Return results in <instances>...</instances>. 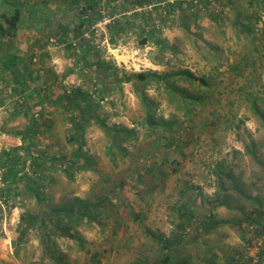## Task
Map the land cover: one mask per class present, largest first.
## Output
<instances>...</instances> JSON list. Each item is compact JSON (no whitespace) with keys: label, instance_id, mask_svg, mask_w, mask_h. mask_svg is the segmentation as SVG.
Here are the masks:
<instances>
[{"label":"rangeland","instance_id":"obj_1","mask_svg":"<svg viewBox=\"0 0 264 264\" xmlns=\"http://www.w3.org/2000/svg\"><path fill=\"white\" fill-rule=\"evenodd\" d=\"M36 1L39 10L31 22L24 14L28 22H22L13 39L36 77L32 88L89 93L101 117L131 129L136 138L125 144L128 155L118 154L115 163L104 131L89 126L83 140L93 166L80 170L70 155L73 146L66 140L68 116L47 101L46 124L32 137L41 167L34 171L36 176L30 172L28 177L30 184L38 177L44 203L21 183L17 206L7 211L2 205L0 264H159V258L169 254L173 261L187 256L190 264L208 260L264 264V231L260 229L264 217L254 221L264 210V119L254 106L256 102L264 114V3L251 6L249 0H232V6L228 0H184L185 8L168 14L166 1L122 11V1L100 0L99 13L93 12L94 25L88 31L83 28L85 38L110 60L99 70L76 66L72 51L53 36L56 26L45 24L53 17L55 25L68 20L71 39L78 25L74 18L82 14L73 18L60 13L64 4L58 0H20ZM133 1L123 3L124 7L133 9ZM7 7L8 2L0 0V12L8 11ZM145 13L156 21L147 25V32L155 26L160 33L140 44ZM219 15L220 23L215 20ZM238 17L241 23H249L248 31L235 26ZM114 18H122L119 25L127 29L116 44L107 30ZM42 26L38 32L36 28ZM158 35L164 42L155 38ZM179 69H190L206 82L172 77L170 83L183 91L171 100L154 78L145 86L138 83L139 89L124 79L142 71L165 74ZM11 78L7 74L6 82L0 83V152L21 147L23 139L29 141L25 133L38 101L28 93L27 100L17 105V98L8 95L27 87H18ZM143 94L151 100L158 121L150 129L144 123ZM181 99L187 100V108L179 107ZM191 110L197 114L193 123L185 114ZM173 138L180 145L165 144ZM19 153L23 154L21 148ZM28 168L30 162L25 173ZM76 199L89 203L81 218L68 217L64 211L44 214L62 207L80 211L82 204ZM27 209L41 218L19 241L24 226L21 212ZM211 216L217 221L212 225L208 223ZM162 236L171 244L168 249L159 248L156 237Z\"/></svg>","mask_w":264,"mask_h":264},{"label":"trees","instance_id":"obj_2","mask_svg":"<svg viewBox=\"0 0 264 264\" xmlns=\"http://www.w3.org/2000/svg\"><path fill=\"white\" fill-rule=\"evenodd\" d=\"M5 2H8L9 7L8 11H1L0 12V20H3V23H0V83L4 84L6 82L5 75L9 74L12 78L10 79L11 82H15L20 86V84L27 87V89L19 90L14 89L15 93H11L8 96L11 98H17V105L19 101L23 103V99L27 100V97L30 95H35L37 98V102H34L33 105V118L34 120L31 121V124H29L27 133H25V136L29 140L28 142H25L26 139H23V144L21 147L18 148H12L11 150H3L0 152V209H2V205L5 204L7 211L12 210L17 205L16 199L18 198L19 194H21L22 190L20 188V184L23 183L25 188L31 189V191L34 192L35 197L37 198V201L39 203H44L43 199L40 197V191L38 189V177L36 178L35 182L29 183V175L30 172H33L36 176L35 170H38L37 167H41L38 160L39 152H35L32 150V137H34L35 134L39 133L41 124H46L43 121L44 118V111L46 107V102L49 101L53 106L55 107H61L63 112L68 116V121L70 122V126L66 128V140L69 144L73 146V149L70 153L71 157L74 159V162L79 165L80 170H88L91 169L93 166L92 162V156L90 153L85 149L84 144V137L87 133V129L89 126L96 125L99 128H101L109 140V146L108 149L111 154L112 160L117 163V156L118 154L121 157H126L128 155V149L126 148L125 144L131 141L132 139L136 138L135 132H133L131 129L126 127H118L115 124H112L108 121H106L105 118L101 117L97 113V105L93 103V99L91 98L89 93H84L82 91H72L67 90L66 88L64 91L60 94L56 93L55 91H50L48 88L44 87H33L31 86L32 82H34V78L32 77V69L30 66V63L27 59H22L19 51L17 49V45L13 44V39L17 36V32L22 25V22H31L33 15H35L39 10L40 6L37 4L38 1L34 3H23L20 2V0H4ZM48 1V0H46ZM122 3L120 4V9L122 11H134L136 8H145L149 5H155L159 4L161 2L166 1L165 6L167 7L168 14H174L176 13L177 8H185L184 6V0H177V2H171L170 0H134L132 2L133 9H127V6L124 7L123 3L127 2L128 0H120ZM204 1V0H200ZM208 1V0H207ZM57 2L64 4V7L60 10V13L63 14H69L72 15L73 18L76 16V14H82L81 17L74 18L75 22H78V25L75 27L72 34V38L70 39V33L67 31L68 26V20H58L57 25L53 23L54 17L45 21V24L48 26V24H54L55 31L53 32V36L58 39V41L65 43L69 50L72 51V54L75 56V65L81 66V67H93L101 70L103 66H107L110 62L109 59H107L101 50H98L95 45H93L92 41L90 39L85 38V30H87V27L93 26L94 22L97 20L93 12L99 13V6H100V0H58ZM228 2H232V0H228ZM259 3V4H258ZM264 3V0H249V5H260L262 6ZM233 6V4L231 3ZM177 6V7H176ZM114 8L115 5H112ZM56 11H59V8H55ZM29 16L28 21L24 20L25 15ZM239 15V14H238ZM65 17V15H62V18ZM145 18V24L141 26V37L139 39L140 44H146L147 41L150 40V37L156 34L157 32L160 33V30L158 28H155V26L147 32V25L151 24L150 22H153L156 24V21L154 20V17L151 16V14L145 13L143 16ZM153 17V18H152ZM240 17L236 19V25L243 30H249V23L243 24L241 23V20H239ZM241 19V18H240ZM246 19L250 22H252L251 17H246ZM123 19L120 18H114L111 20V23L108 25V33L109 37L112 43H117L120 41V38L123 34L122 32H127V29L124 26H120V21ZM216 22L220 23L221 18L220 15L218 17H215ZM239 20V21H238ZM72 21V18H71ZM31 25V23H28ZM38 29V32H41L43 29V26ZM94 34V32L92 33ZM155 38L161 39L160 35L155 36ZM79 40V44L77 45L75 42ZM161 41L164 42L163 39ZM163 47V46H162ZM103 55H102V54ZM108 70V69H107ZM105 70L104 72H106ZM112 71H115L116 68ZM103 72V73H104ZM105 76H108L110 73H104ZM185 76L183 78H188L187 80L189 82H193L194 80H202L206 82L203 78L198 77L193 71L190 69H179L176 71H170L165 74H160L157 71H142L139 73H132L130 75H125L124 79L127 82L135 83V88L139 89V84L141 83L143 86L149 84L151 82V79L154 78L156 80L155 82L159 85V87H162L165 89L167 94L172 97L171 100L174 99L177 95L178 91L181 90L177 85L174 83H170V79L174 76ZM116 76V74H115ZM118 77V76H117ZM139 83V84H138ZM1 86V85H0ZM9 87H7L8 90ZM137 89V90H138ZM139 91V90H138ZM29 93V95H28ZM28 95V96H26ZM142 102L145 105V112H146V124H148V129L153 128L157 123L156 116L153 115L152 111V102L148 98L146 94H143ZM201 101L206 100L205 97L200 99ZM25 105H29L28 102L24 103ZM33 104V103H32ZM178 105L181 108H187V100L181 99L178 101ZM255 110L259 114L261 118L264 119V114L262 110L258 108L256 105V102H254ZM38 107V108H37ZM188 116L189 122L193 123L195 117L197 114H195L192 110L187 111L185 113ZM40 118H42L40 120ZM169 123V122H168ZM174 126H176L173 123ZM172 128V127H171ZM25 142V143H24ZM178 144L176 138L171 139L170 141H166V145L171 144ZM20 148L23 150V154L21 155ZM65 158V156H63ZM32 159V160H31ZM55 160L57 158H54ZM30 162V168L25 173V168L27 163ZM67 171V170H66ZM70 178H73L72 173H67ZM107 183H110L109 180H106ZM106 186V183H104ZM105 188V187H103ZM107 190V189H106ZM105 197V196H104ZM119 199V198H118ZM74 202H80V199L74 200ZM113 202V200H112ZM82 204L81 209H78L80 211H75L73 207H62L60 209H49V211H44V214H50L51 212H61L64 211L66 213V216H74L77 218H81L84 214L88 212V206L89 203L87 202H80ZM64 208V209H63ZM40 213H31L29 209L21 212V221H23V227L21 225V234L19 235V241L23 239V235H25L31 228L35 227L37 222L40 220ZM137 216V214H136ZM257 216L264 217V210H260L259 213L255 216L254 221H256ZM209 222H212V224L216 223L217 221H214V216L209 217ZM43 221H46L44 218ZM264 218L261 220L262 228L261 231H264ZM63 222L62 220L60 223ZM256 223V222H254ZM52 224L56 225V221L54 218H52ZM260 224V223H259ZM258 227V224H255ZM65 228L66 235H70V229ZM251 228L255 229L254 226ZM158 243L160 244V249L170 247L171 244L168 243V241L164 238V236L158 238ZM160 263L159 264H190L188 261V257L184 256L181 259H177L173 261L172 257L169 255H164L159 258ZM143 264H146L145 262ZM154 264V263H151ZM206 264H216L215 260H208Z\"/></svg>","mask_w":264,"mask_h":264}]
</instances>
